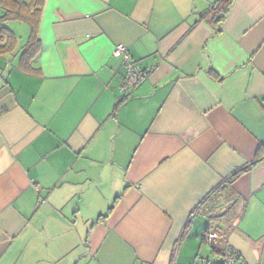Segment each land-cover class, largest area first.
I'll return each instance as SVG.
<instances>
[{
  "label": "crops",
  "instance_id": "crops-1",
  "mask_svg": "<svg viewBox=\"0 0 264 264\" xmlns=\"http://www.w3.org/2000/svg\"><path fill=\"white\" fill-rule=\"evenodd\" d=\"M215 1L44 0L38 71L0 55V264H216L218 215L264 264V0L217 34ZM118 45L148 75L126 92Z\"/></svg>",
  "mask_w": 264,
  "mask_h": 264
},
{
  "label": "trees",
  "instance_id": "trees-1",
  "mask_svg": "<svg viewBox=\"0 0 264 264\" xmlns=\"http://www.w3.org/2000/svg\"><path fill=\"white\" fill-rule=\"evenodd\" d=\"M233 1L234 0H216L215 3H213L208 10H206L204 13H202L199 16L197 22H205L213 28L216 34L220 33L221 26L227 19ZM43 4H44V0H0V9L3 10V15L0 18V22L1 23H6L7 21L21 22L27 25L29 29V35L25 44L21 49L18 62H19L20 70L31 74L38 71L35 68H33V63L36 56L39 54L41 50L40 40L38 38V27L40 23L41 9L43 7ZM1 40H4V43L0 45V55L9 54V52L13 50L17 44L16 35L5 27H1L0 29V41ZM132 62L137 66V64L133 60ZM138 68L142 70L140 67ZM125 77H126V71H125ZM255 162L250 163L249 167H244L242 169L235 171L227 181H224L222 185L215 192H213L214 201L215 200L219 201L220 197H223L225 195L226 196L228 195L229 197L235 196V193L231 188L232 181L238 175L248 170L253 164H255ZM112 210L113 207L109 208L107 213L99 218H106L107 215ZM228 214L229 212L225 213L222 216H226ZM219 218H221V215H218L216 217L215 216L209 217L210 224L207 226V229L205 233L202 235V238L205 239L207 237V234H209V232L215 234V239L210 243L207 242V244L211 247L213 255L217 254L220 255L222 258V256L224 255L225 247L228 244L225 243V239H226L225 231L222 232L220 230H217L214 224V221ZM233 218H235V216ZM232 254L237 259V255L233 249H232Z\"/></svg>",
  "mask_w": 264,
  "mask_h": 264
},
{
  "label": "built area",
  "instance_id": "built-area-1",
  "mask_svg": "<svg viewBox=\"0 0 264 264\" xmlns=\"http://www.w3.org/2000/svg\"><path fill=\"white\" fill-rule=\"evenodd\" d=\"M113 57L122 58L126 77L125 80L120 87V91L126 92L132 88H135L137 85L141 84L147 78V72L140 70L131 60L129 53L127 52V48L123 45H118L112 52ZM206 243L212 242L215 239V234L209 232L207 237L204 239ZM218 264H241L239 261L233 256L232 249L229 245H226L224 255L221 258V262Z\"/></svg>",
  "mask_w": 264,
  "mask_h": 264
},
{
  "label": "rangeland",
  "instance_id": "rangeland-1",
  "mask_svg": "<svg viewBox=\"0 0 264 264\" xmlns=\"http://www.w3.org/2000/svg\"><path fill=\"white\" fill-rule=\"evenodd\" d=\"M0 15H1V9H0ZM7 23H15V27H17V31L16 34H17V37H18V42H17V46H16V50L12 53V55H16L18 57V51L22 48V46L25 44L26 40H27V37L26 34L28 32V27L27 25L21 23V22H16V21H7L6 23H1L0 24H7ZM9 25V24H8ZM11 25V24H10ZM26 31V32H25Z\"/></svg>",
  "mask_w": 264,
  "mask_h": 264
}]
</instances>
